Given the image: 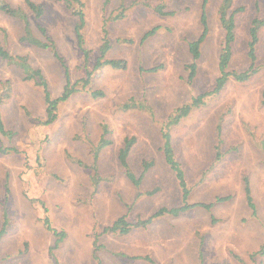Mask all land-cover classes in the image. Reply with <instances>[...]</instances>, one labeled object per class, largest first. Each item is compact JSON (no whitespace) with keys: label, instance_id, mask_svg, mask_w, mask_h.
Instances as JSON below:
<instances>
[{"label":"rangeland","instance_id":"1","mask_svg":"<svg viewBox=\"0 0 264 264\" xmlns=\"http://www.w3.org/2000/svg\"><path fill=\"white\" fill-rule=\"evenodd\" d=\"M0 1L14 11H0V264H264V25L253 65L248 55L264 0H232L226 11L236 36L228 71L256 74L230 78L176 125L177 111L220 77L225 0L205 9L204 0H31L41 17L25 0ZM203 11L208 33L190 81L189 45L203 34ZM24 15L47 48L24 41ZM106 46L101 60H124L125 69L97 67ZM68 84L74 92L46 125V90L58 99ZM163 130L188 202L213 207L105 233L119 218L135 224L182 206ZM126 139L135 140L126 162L137 185L119 158Z\"/></svg>","mask_w":264,"mask_h":264},{"label":"trees","instance_id":"2","mask_svg":"<svg viewBox=\"0 0 264 264\" xmlns=\"http://www.w3.org/2000/svg\"><path fill=\"white\" fill-rule=\"evenodd\" d=\"M231 1L232 0H225L224 5L222 6V10H221L220 21H221V24L225 30V41H224V47L222 49L220 60H219L220 77L217 79L216 87L210 93H207V94H204V95H201L198 97H194L192 102L189 105H186L183 108H180L179 111H177L178 114L171 118L172 124H174V125L178 124L183 118L187 117L193 108L204 105L206 100L210 96L220 93L230 78H232L236 81H239V82H244V81L249 80L251 77H253L257 72L253 68L249 69L248 71L241 72V73H235V72H229L228 71V66H229V63H230V61L232 59V55H233L232 48H233V44H234L235 39H236L235 32H234L235 14H232L229 16L228 13L226 12L227 8L230 6ZM25 2L27 4V6L30 8V10L33 11L37 17H41L43 15V8L40 5H37L36 3L32 2L31 0H25ZM207 3H208V0H204V7H203L204 9H205V6ZM68 4L66 2L67 6H68ZM0 11L4 12V13H14L13 9L8 4L3 3L1 1H0ZM78 15L81 17L82 24L78 26L77 31H78V37H79V44H80L81 48H83V46H82L83 37L81 36L79 30L82 28L83 21H84V15L82 12L78 13ZM22 21L25 24V28H26V32H27V35H25V37H24V41H27L30 44H33V45H36L39 47L47 48V44H43L40 41H38L37 39H35L29 35L30 34V27H29V21L27 19V16L24 15V17L22 18ZM201 22H202V26H203V34L201 35V37L197 41H195L189 45L191 54H192L193 59H194V63H192L189 66L190 81H193V79L195 78V75H196V63L195 62L200 58L201 44L205 40L206 35L208 33V20H207L206 11H203ZM263 25H264L263 21L255 20L253 22L252 28L250 30L251 39L249 42V54L248 55L251 58L252 65L255 63V60H256L255 48L258 44L259 29ZM42 31H43V33L45 32L44 30H42ZM152 33H154V32L148 33L146 37H148ZM51 46L55 50L54 45L52 44ZM108 49H109V46H106L103 48L102 56L97 61V67H100L105 63V65H108L113 69H125L127 67V63L124 60H106L104 62L101 60L105 57V54L108 52ZM83 51H84V55H85L86 59H88L89 53L86 50H83ZM56 57L59 58L57 55H56ZM22 59L23 58H21V60ZM22 66L27 68L28 65L24 64ZM73 92H74L73 89L68 84L67 87L65 88L63 95L60 98L52 99L49 92L46 90V92H45L46 93V103H47L46 125H51L52 123H54L56 121V119H57V108H58L59 103L68 100V98L72 95ZM263 103H264V100H263ZM130 107H131V105H130ZM0 130L2 132H4V127H3V124L1 121V116H0ZM163 139H164L163 151H164V156H165L166 162H167L168 166L171 168V170L174 172L176 179L178 181L179 187L181 189L182 206L179 208H175V209H167V208L159 209L150 218L145 219V220H139L135 224L128 223L126 221L125 217L119 218L111 227H108L104 230L105 233L112 232V233H120L123 235V234L129 233L131 231V229L134 227L135 228H141V227L147 228L149 225L152 224L154 219H157V218L162 217L164 215H171L173 217H178L181 214L189 211L190 209H192L194 207H203L207 210H210L213 207V204H194V205H191L188 202L190 194H191V190L188 186V182L186 180L184 170H183L181 164L179 163V161L176 159V155H175L174 149H173L172 144H171V138H170V134H169L168 130H163ZM134 143H135L134 139H126V146H124V148L121 150V152L119 154V158L121 159V161L123 163L122 165H124V167L126 168L128 178L135 185H137L141 182V179L138 180L135 178L134 174L129 170V164L126 162V158H127L128 154L130 153ZM101 144H103V146L105 147L106 145H108V141L103 140ZM144 165L146 167L147 166L149 167L148 163H144ZM246 184H247V182H246ZM246 191H247L248 202L251 206H253L252 201H251L252 198L250 195V190H249L248 185L246 186ZM219 201H222V199H219ZM44 223H45V228L48 231L54 232V234L59 238L58 242H60V240H62L64 238L63 234H59V233L55 232V230H53V228L50 225L49 219H47V217L44 219Z\"/></svg>","mask_w":264,"mask_h":264}]
</instances>
